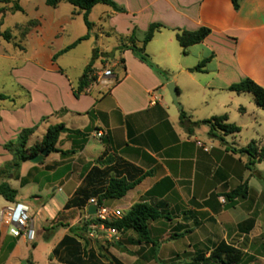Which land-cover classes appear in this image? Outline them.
I'll return each mask as SVG.
<instances>
[{
  "label": "crops",
  "instance_id": "1",
  "mask_svg": "<svg viewBox=\"0 0 264 264\" xmlns=\"http://www.w3.org/2000/svg\"><path fill=\"white\" fill-rule=\"evenodd\" d=\"M22 1H19V6L25 14L39 21V25L26 36V49H15L13 45L9 47L11 42H6L0 37V41L9 43L8 48L18 53L17 59L19 55L21 57V76L15 79L12 77L13 84L21 93V96L14 97L23 98L18 111L32 119L28 128L35 127L34 133L39 132L41 137L49 126L57 124H64L69 129L86 134L85 137L62 134L56 149L65 153H51L37 165L27 161L32 165L27 168L26 176L19 175L18 180H3L8 184L11 181H19L20 188L34 182L43 183L46 190H69L62 206V215L53 227L56 230L44 234V238H51L60 231L57 238L47 247V260L44 264H68L63 261L64 251L60 249L53 255V249L64 236H71L69 232L71 227L94 218L88 215L89 201L83 208H65L93 167L105 172L110 169L109 176L118 175L128 180L148 173V176L127 192L124 198L105 200L103 206L107 208V205L111 204L113 208H108L119 210L122 215L136 203H146L158 209L169 220L161 218L150 223L149 231L153 240L167 235L172 229L174 232L177 231L175 235H183L179 238L185 240L189 249V252L183 253L196 255L205 252L206 257L218 243L227 242L223 240L226 235L224 225L230 222V215L233 213L231 210L238 206L239 199L233 202L226 201L225 205H221L219 199L225 198V194L240 185L243 178H239L232 168L229 153H233L226 148L228 147L226 136L221 135L224 143L219 141L223 146L222 152L219 146L217 147L219 149H215L213 141L217 139L208 136V140L202 138L203 143L197 135L196 127L187 132L180 124L179 116L182 109L178 111L173 109L171 103H162L161 94H156L162 93L163 88L169 84L164 74L161 77L154 74L129 50L120 53L117 50L119 45L116 47L118 60H124L123 68L119 67V73L113 72L114 78L107 81V86L94 82L80 94L79 98H75L72 88L77 85L91 58L84 64L82 74L76 80H71L58 64L64 54L55 61L52 60L63 48L48 51L46 59L41 60L39 52L33 47L30 49L28 44L33 41L42 43L46 36L42 28L48 22L54 25V30L49 35V44L54 43L65 32V25H71L75 15L83 18L82 11L72 6L74 10L70 17L48 19L42 16V13L50 11L51 8L46 5V0L40 2L26 0L25 5L21 3ZM113 1L125 12H115L107 6L109 9H103L106 13L103 21L109 25L112 20L119 17L131 19L124 39L131 35L133 29L139 30L140 22L145 19L146 22L140 27L145 33L151 24L162 25L154 37L167 30L176 40V35L182 31H195L201 27L210 29L209 36L203 42L190 46L186 55L182 54L180 48L183 56L193 53L198 61L209 59L206 63L209 68L204 66L201 72H191L190 69L195 66L173 65L176 71L173 77L174 85L178 86H175L178 88L177 95L182 94L176 80L178 76L186 75L194 79L196 75L208 71L220 79L222 84L215 88L211 83L198 84L197 93L207 89L220 93H234L228 88L246 78L264 88V0H243L237 11L233 9L231 0H123L124 2L120 3L118 0ZM98 6L89 14L91 29L88 31L86 28V33L82 35L88 34V40L94 28L98 30V38L103 35L100 24L96 27L90 20L92 12ZM109 29L111 34L116 33L111 26ZM82 36L76 37L73 42ZM10 49L6 50L0 46V59L13 58L9 53ZM102 54L98 51V61L101 63L106 62ZM31 67L32 71L29 70ZM116 67L118 66L115 63L114 68ZM94 68L98 69V66L94 64ZM116 80H119L117 84ZM7 97L9 99L5 101H9L12 109L16 108L15 99ZM3 102H0V106ZM188 105L186 102L183 106L186 114L191 109ZM36 109L39 111L35 112ZM188 117L189 121H192L190 116ZM3 121L4 115L0 112V129ZM18 134L19 132H16L12 138ZM41 139L37 137L33 144ZM7 142L0 138V158H3L0 165L12 160L10 152L4 148ZM107 159H112L113 162L104 165ZM244 169L247 170L245 164ZM16 192L14 202L24 203L18 200V191ZM50 197H54V193ZM5 202L7 207L13 203ZM117 202L123 204L119 205ZM172 222L174 224L170 227ZM125 234L130 238L137 237L132 231ZM102 235L98 225L89 226L87 233L83 234L84 240L79 242L83 247L85 260L94 255L103 264H108L110 257L121 264L158 262L157 254L154 256L151 246L147 249L151 259H146L147 263H138L139 259L132 249L125 246H119L118 249L108 246L102 240ZM132 242L135 247L139 245L136 239ZM164 246L165 243L159 246L158 251ZM37 247L35 241L28 243L23 238L11 237L6 226L0 223V264H40L35 257ZM170 253L171 251L168 252ZM178 256L174 254V257ZM165 260L167 257L162 262Z\"/></svg>",
  "mask_w": 264,
  "mask_h": 264
},
{
  "label": "rangeland",
  "instance_id": "2",
  "mask_svg": "<svg viewBox=\"0 0 264 264\" xmlns=\"http://www.w3.org/2000/svg\"><path fill=\"white\" fill-rule=\"evenodd\" d=\"M25 1L26 0H23L21 3L25 5ZM35 1L40 2L41 0ZM118 2L120 3L124 1L118 0ZM12 6L13 3H10L9 5H0V10L2 11L0 13V33L5 31L11 33L12 39L9 47L13 45L15 49H26V37L24 39L22 37L23 29L28 27V25L34 21L39 25V21L29 18L28 15L21 12L11 13L10 8H12ZM49 9L50 11L42 13V16L48 19L51 17L55 20L58 17H70L71 12L74 10L71 5L64 2L60 3L56 8ZM103 9L109 8L104 5H99L92 12L90 17V20L96 27L100 24L103 28L101 31L103 35L98 38V30L94 28L90 33L91 37L89 40L81 42L76 49L64 54L58 61L59 66L65 70L71 80H76L82 74L84 64L92 57L94 49L97 50V59L94 63L98 66V69H96V72H98L97 75L103 70H111L115 74L119 73V67L114 68L115 63L117 66L119 64L116 47L120 45V38L125 36L128 29V22L131 19L119 17L112 20L108 25L103 21L106 17V13H104ZM72 21L73 22L70 26L65 25V32L52 44H49V35L54 30V25L52 22H48L42 28L43 31L46 32V36L43 38L42 43L33 41L28 44V47H30V49L31 47L36 49L40 54L41 60L46 59L48 51L64 48L73 42L76 37L82 36L86 33V26L82 16L75 15ZM145 22L146 19L140 23L144 24ZM141 24L138 28L139 30L135 33V40L138 44H141L145 35V30L140 28ZM110 26L113 31H116V33L111 34V32H109V30H111L109 29ZM34 28L30 29V31ZM170 33L171 32L165 30L161 35L154 37V39L147 45L146 53L151 61L163 70L165 80L168 83L172 82L175 84L173 76L176 74V71L173 65L180 64L192 67L197 66L201 61H198L193 53L183 56L178 43L173 37H171ZM8 44L9 43L0 41V46L5 47L6 50L10 49L8 48ZM98 51L103 53L102 56L106 58V62L101 63L98 61ZM9 53L12 54L11 56H13V58L0 59V94L13 97L17 107L12 109L9 101H4L2 106H0V112H3L4 115L3 126L0 129V138L6 142L9 140L14 141L16 137L14 139L12 137L15 136V133L20 132L24 128L30 127L32 122V119H29L27 115H23L21 111H18L19 104L23 98L14 97L21 96L20 91L12 82V77L15 79L18 78V76H21V57L19 55V59H17L18 53L13 51V49H10ZM208 66V64H205V68L208 69ZM29 70L32 71V67ZM176 80L179 82V87L182 89V94L177 95V101L181 105L182 110L184 104L188 102V106L191 109H189L190 111L187 115L190 116V120L202 121L208 120L212 117L226 115L227 123L234 124L240 129L239 133L226 136L225 141L229 148H246L253 141L255 142V148L257 150L264 146V111L256 106L251 94L242 93L237 95L228 92L220 93L217 90L210 89L201 90L197 93L198 84L205 85L211 83L213 88L221 86L222 83L220 82V79L215 77L209 71L205 74L196 75L194 79L186 75H180ZM167 85L163 88L162 93L156 94H161L160 97L162 98V103H171V105H173L172 107H174L173 109L180 111V109L173 104ZM175 86L178 87L177 85ZM34 111L38 112L39 110L36 109ZM196 128L200 140H202V138L208 140L209 126L199 125ZM37 137H40V139L42 138L39 132H35L29 138L28 146H31V144L33 145V142ZM201 142H203V140ZM213 142L215 143L214 145H216L215 149L220 148L222 152L224 151L223 146L220 145L218 140ZM218 146L219 148H217ZM229 155L232 168L235 169L239 178H243V182H248L250 193L245 201L239 199L238 206L231 210L233 212L230 215L231 220L230 222H226V226L224 225L226 235L224 232L225 238H223V240H226L227 243L233 245L242 252L244 258L240 264H264V161L251 166L252 171H249L244 169V164L248 161L247 155H234L231 153H229ZM2 162L3 158H0V163ZM6 164L7 163H3L0 165V168L3 169ZM31 165L32 164L29 162L22 163L19 169V175L26 176L27 168ZM9 184L12 188L18 191V200L24 202L29 207V216L32 219L36 233L35 243L38 246L35 251V257L40 264H44L47 260V247L57 238L59 235L58 232L60 231L51 238H44V234L45 232L51 233L54 229L56 230V228L53 227L62 215V206L69 190H46L43 183L34 182L29 183L23 188H20L19 181H11ZM52 193H54V197H50ZM34 196H36V198ZM222 200H224V202H222ZM219 201L221 205L226 204L224 197L219 199ZM117 204L121 205L123 202H117ZM107 206L113 208L111 204H108ZM6 207L7 203L2 197H0V211ZM173 224V222L170 223V227H172ZM176 232L171 229L167 235L159 236L154 239V241L159 242V246L164 243L165 246L157 252L158 262L153 264H167L170 262L175 264H194L192 259L195 255L183 253L185 251L189 252V249L187 248L184 239L175 236ZM102 233V240L106 242L108 246L117 247L116 249H118L117 244H120V246L132 249L139 259L138 263H147L148 261L145 262V260L151 259L150 253L147 252L150 245L142 243L135 247V245L132 244V241L135 239L137 240V237L130 238L128 237V234L124 233L121 235L118 242H113L107 240L105 233ZM29 247L32 248L31 246ZM170 251L171 253L168 254ZM174 254H178L179 256L174 257ZM166 257L167 260L162 262Z\"/></svg>",
  "mask_w": 264,
  "mask_h": 264
},
{
  "label": "trees",
  "instance_id": "3",
  "mask_svg": "<svg viewBox=\"0 0 264 264\" xmlns=\"http://www.w3.org/2000/svg\"><path fill=\"white\" fill-rule=\"evenodd\" d=\"M20 0H0V5H6L13 3L12 8H10L11 13L21 12L24 10L19 6ZM243 0H231L233 9L237 11L240 7V3ZM67 3L73 6L75 9L82 11L84 24L89 31L91 29V23L89 21V14L92 9L97 5H104L110 7L113 11L123 13L125 10L119 7L113 0H46L45 3L51 8H56L60 3ZM2 11L0 10V13ZM37 22H32L28 27L23 29L22 37L23 39L27 36L30 29L36 27ZM162 28L160 24L149 25L141 44H138L135 40L136 29H133L131 35L126 39L120 38V45L117 50L122 53L126 50L132 52L135 58L140 62L148 66L154 74L161 77L164 72L156 66L146 53V47L148 43L153 39L156 32ZM210 29L206 27H201L195 31H182L176 35V41L178 42L180 48L182 49V54H187V49L190 46L199 44L207 38L210 34ZM6 42L11 41V33L5 31L0 33ZM89 35L86 34L78 38L72 44L66 46L59 52H57L52 60L55 61L59 56L69 52L74 49L81 42L88 40ZM97 59V50H93V54L89 64L85 67L81 78L79 79L77 85L72 88L73 95L75 98H79L80 94L84 92L86 88L92 85L97 80L96 69L94 68V63ZM209 59L200 62L197 66L190 69L191 72H201L205 64ZM124 60L120 59L118 67L123 68ZM119 80H116V84ZM229 91L236 94L249 93L253 96L256 106L264 111V88L253 82L252 80L246 78L236 84H232ZM9 97L0 94V102L8 100ZM180 124L187 131L191 132L193 128L199 125H208L209 131L208 136L212 139H217L221 143H224L222 136L235 135L240 132V129L234 124L227 123V117L219 116L212 117L208 120H202L197 122L189 121L187 114L181 110L180 111ZM35 127L22 129L17 135L14 141H9L4 145L5 150L10 152L12 155V160L7 163L3 169H0V196L7 202H14L17 192L11 186L3 181L8 180H18L19 179V169L22 163L30 161L31 158L38 156L43 150H47L48 155L51 153L62 152L56 149V144L62 134H72L80 135L85 137L86 134L81 133L78 130H72L67 128L64 124H57L49 126L40 141L35 142L33 145L28 146V140L30 136L34 133ZM230 152L236 155H247L248 161L245 164V168L252 171L251 166L256 163H261L264 161V146L259 150L255 148V142H251L246 148L236 149L226 147ZM69 152V151H67ZM43 161V160H42ZM42 161L40 163H42ZM113 162L112 159H107L104 165H110ZM110 169L105 171L100 170L97 167H93L91 171L87 174L83 180L81 186L76 190L73 198H71L65 205L66 209L69 208H83L86 206L87 202L96 198L97 205L102 206L105 200H119L125 197L127 192L135 188L143 178L148 176L144 174L139 178H134L128 180L125 177H120L118 175L109 176ZM108 178V179H107ZM249 193L248 182L245 181L238 185L236 188L232 189L230 192L225 194L226 201L233 202L237 199H246ZM166 218V216L160 212L158 209L146 204V203H136L131 206V208L120 218L111 219L108 221H100L96 218L83 221L82 223L75 225L69 229L71 236H64L59 244L53 249L52 254L56 255L60 249L64 251L63 261L68 264H103L94 255H90L89 259L85 260L82 252V245L79 240H84L83 234L87 233L89 226L104 224L105 227L115 228L121 233H126L132 231L136 234L137 244H148L152 247L154 251V256H156L159 249V242L154 241L151 238L149 225L158 219ZM169 220V218H166ZM188 232V231H187ZM176 237H182V234L175 235ZM119 247L120 244H117ZM206 253H196L192 261L194 264H240L243 259L242 252L235 248L233 245L225 241L218 243L206 257ZM100 256V255H99ZM108 264H121L118 260L110 257ZM175 264V263H170Z\"/></svg>",
  "mask_w": 264,
  "mask_h": 264
},
{
  "label": "built area",
  "instance_id": "4",
  "mask_svg": "<svg viewBox=\"0 0 264 264\" xmlns=\"http://www.w3.org/2000/svg\"><path fill=\"white\" fill-rule=\"evenodd\" d=\"M114 78L111 70H103L97 75V82L107 86L110 79ZM99 136L101 134H98ZM200 145V144H199ZM224 202V200H222ZM89 205L97 206V214L94 218L100 221L118 219L122 216L119 210H111L106 207L98 206L96 199H90ZM0 223L5 225L8 233L15 239L23 238L26 242L35 241L36 233L33 227L32 219L29 216V207L20 202H13L8 207L0 211ZM102 232L105 233L106 239L118 242L122 233L115 228L105 227L103 223L98 225Z\"/></svg>",
  "mask_w": 264,
  "mask_h": 264
},
{
  "label": "water",
  "instance_id": "5",
  "mask_svg": "<svg viewBox=\"0 0 264 264\" xmlns=\"http://www.w3.org/2000/svg\"><path fill=\"white\" fill-rule=\"evenodd\" d=\"M167 88L169 89L170 91V94H171V97H172V101H173V104L181 110V105L178 103L177 101V88L175 87L174 83H169L167 85ZM48 155L47 153V150H43L38 156L36 157H33L30 159V162L32 164H39L43 159L44 157H46ZM97 214V206L96 205H89L88 207V215L89 217H93Z\"/></svg>",
  "mask_w": 264,
  "mask_h": 264
}]
</instances>
